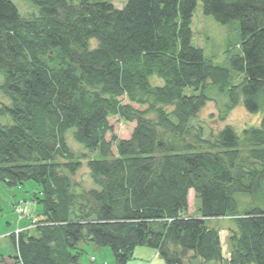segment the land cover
Segmentation results:
<instances>
[{
	"label": "trees",
	"instance_id": "16d2710c",
	"mask_svg": "<svg viewBox=\"0 0 264 264\" xmlns=\"http://www.w3.org/2000/svg\"><path fill=\"white\" fill-rule=\"evenodd\" d=\"M27 1L38 15L24 18L0 0V93L11 102L0 103L7 119H0V182H36L43 213L7 236L12 258L80 264L94 244L109 247L116 264L139 246L166 264H264V207L241 214L236 198L264 193V117L242 135L226 126L215 141L191 125L208 97L185 90L231 77L192 42L198 0H129L122 8ZM202 7L220 23H240L243 53L230 63L244 80L230 88L228 109L243 99L249 112L264 111V0H202ZM152 76L164 83L153 85ZM115 116L136 123L130 138L114 134ZM71 130L99 156L87 161L96 189L76 180L82 161L67 142ZM191 190L199 216L188 214ZM220 217L234 222L228 258L219 230L206 224Z\"/></svg>",
	"mask_w": 264,
	"mask_h": 264
},
{
	"label": "rangeland",
	"instance_id": "374dc122",
	"mask_svg": "<svg viewBox=\"0 0 264 264\" xmlns=\"http://www.w3.org/2000/svg\"><path fill=\"white\" fill-rule=\"evenodd\" d=\"M11 1L18 7L21 16L24 18H31L33 15H38L39 13V9L27 0ZM79 1L74 0L75 3ZM101 1H111L116 7L122 8L129 0ZM192 30V42L195 46L203 49L205 58L214 65L227 67L231 71V77L227 83L223 84L224 86L209 80L206 82L204 89L196 91L194 88H187L185 90V94L187 95L198 94L203 90L208 97V101L198 116L191 120L193 132L195 133L196 129L201 128L205 140L215 141L218 133L226 126L233 127L239 135H242L246 128L259 126L261 119L264 117V111L256 113L249 112L244 105L243 99L233 109H228L230 105V88L239 85L244 80V74L234 70L230 63L232 56L242 55L243 53L239 21L233 20L225 24L218 22L212 15H206L203 12L202 0H198L193 17ZM91 43L94 45L95 40H92ZM2 81L3 77L0 75V83ZM151 83L153 85H162L164 80L157 76H152ZM221 86H223L224 90L221 89ZM0 103L11 104L10 99L2 93H0ZM135 106L140 109L146 108ZM149 116L152 117L153 115L150 114ZM0 119L3 123L7 121L3 117ZM110 124L113 126L114 134L120 139L130 138L136 125L135 122H125L118 116L111 117ZM107 139H111V134H108ZM67 142L75 154L81 157L82 161V165L76 175V180L80 182L81 188L96 189L97 187L89 175L87 161L90 158L99 157L98 154L90 153L78 144L72 136V130L67 133ZM40 192H42L40 185L32 180L26 181L22 186L18 187H10L0 182V234L6 228H9V226L12 227V231H15L17 227H29L33 217L42 216V205L34 199V194H38V197H41ZM236 198L238 203L237 212L241 214L255 207H264V193L258 195L238 194ZM17 206H22L23 209H27L29 215L21 216L16 210ZM199 207L200 200L197 197L195 198V192L191 190L189 194L188 214L191 216H199ZM206 224L211 228L219 230L223 253L228 258L227 239L229 229L234 228L233 220L226 217L207 218ZM8 235H0V257L2 255L12 256L15 253L10 239L7 237ZM5 245L8 247L6 252L3 250V246ZM104 248L110 250L109 247Z\"/></svg>",
	"mask_w": 264,
	"mask_h": 264
},
{
	"label": "crops",
	"instance_id": "0c3cea01",
	"mask_svg": "<svg viewBox=\"0 0 264 264\" xmlns=\"http://www.w3.org/2000/svg\"><path fill=\"white\" fill-rule=\"evenodd\" d=\"M33 219H40V217L36 216L33 217L32 220ZM11 228L12 227L9 226V228H6L4 231H2L0 235H7L14 232L11 230ZM24 228L17 227L15 231ZM7 249L8 247L6 245L3 246L4 252H6ZM87 250L88 253L84 254L81 257L80 264H114L115 263L112 252L107 248L97 247L94 244H89L87 246ZM0 264H21V263L16 262L12 258V256L2 255L0 257ZM127 264H166V263L159 256L157 251L147 246H139L135 249L133 258Z\"/></svg>",
	"mask_w": 264,
	"mask_h": 264
},
{
	"label": "built area",
	"instance_id": "2783aa9c",
	"mask_svg": "<svg viewBox=\"0 0 264 264\" xmlns=\"http://www.w3.org/2000/svg\"><path fill=\"white\" fill-rule=\"evenodd\" d=\"M16 210H17V212H18L21 216H23V215H27V214H28V210H27V209H23L22 206H17V207H16ZM19 231H20V230H17V231H16V234H18Z\"/></svg>",
	"mask_w": 264,
	"mask_h": 264
}]
</instances>
